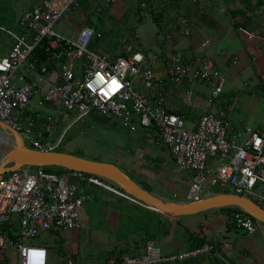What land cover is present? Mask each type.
<instances>
[{
    "label": "built area",
    "instance_id": "1",
    "mask_svg": "<svg viewBox=\"0 0 264 264\" xmlns=\"http://www.w3.org/2000/svg\"><path fill=\"white\" fill-rule=\"evenodd\" d=\"M117 1L105 0L100 7L108 9ZM100 7L84 12L96 13ZM78 9V0H38L21 15L14 30L0 28L9 42L0 47V122L17 133L27 148L42 152H57L73 127H60L59 118L40 114L43 109L77 111L76 122L98 114L124 125L136 124L158 135L174 158L177 172L193 174L185 201L201 199L212 180L220 190L246 197L264 209V135L233 130L225 112H203L196 127L188 128L181 116L164 107V81L151 68L158 61L156 55L130 48L125 56L98 54L89 49L94 31L86 26L72 38L54 32L63 14H74ZM165 33V40L171 43L172 34ZM180 33L190 34L186 18L181 20ZM5 49L7 53L2 56ZM37 49L42 54H36ZM167 60L170 83L187 81L210 86L208 106L222 93L225 80L211 58L196 56L186 61L180 53L171 52ZM140 86L148 91L156 87V104H150L149 95ZM189 100L186 96L185 102ZM82 185L101 188L138 204L111 183L79 172L56 175L43 168L21 167L1 175L0 223L10 224L11 217L16 216L18 240L0 233V264H12V260L15 264H39L41 259L49 264L46 248L26 246L21 240L46 232L79 230L80 212L92 199L79 192ZM236 217L240 227L249 234L255 232L256 221L249 215ZM41 250L45 251L44 257L33 255ZM211 250L205 244L199 250L165 256L156 245L147 243L144 255L109 264L182 262ZM61 264H75L72 255L67 253Z\"/></svg>",
    "mask_w": 264,
    "mask_h": 264
},
{
    "label": "crops",
    "instance_id": "2",
    "mask_svg": "<svg viewBox=\"0 0 264 264\" xmlns=\"http://www.w3.org/2000/svg\"><path fill=\"white\" fill-rule=\"evenodd\" d=\"M104 1L87 0L88 9L92 7L95 10L102 6ZM138 4L144 10H137ZM131 6L134 8L132 11H134L135 21L137 22L138 18L141 21L134 27L131 36L127 35L125 51L127 48H132L133 51L158 57V61L151 68L164 81V107L169 112L181 116L188 128L196 127L203 112H225L233 130L257 131L264 135V35L258 31H249L253 33L252 37H249L241 32L242 28L237 27L241 17L232 16L229 13L230 7L223 6L218 0H198L197 2L168 0L165 3L157 0H132ZM79 8L71 15L74 17L77 32L84 26L87 15L91 14L88 17L95 15V12L86 14L81 5ZM146 8L155 14H160V21L157 24L145 10ZM142 11L144 12L141 15ZM183 18L188 20L190 31L188 36H182L180 33V23ZM167 31L173 36L171 43L165 40ZM171 52L180 53L186 61L196 56H206L213 60L215 68L223 75L225 81L222 93L211 105H207L211 92L210 86L187 81L172 84L167 80V57ZM107 57H116V55H107ZM140 89L149 95L151 105L156 104L158 97L156 87L151 91L141 86ZM186 96L190 98L189 103L185 102ZM42 112L40 111V114L44 116ZM115 123L131 134L133 139L128 144L129 149H125L126 151L120 149L117 156L107 162L117 166L132 180L141 186L144 185L151 192L162 195L163 191H169L171 200L185 201L193 174L176 171L174 158L154 131L149 134L136 124ZM62 147L71 149L76 148V145L72 143V140L66 142L65 139ZM71 152L73 151H66V153ZM79 188L81 193L86 192L85 194L92 199L97 198L105 203L109 208L112 228H116L118 216L116 202L120 197L97 187L82 185ZM201 217L203 216L181 217L178 220L191 231L196 230V224H203L204 234L209 238L216 237L218 234L223 235L225 239L220 241L221 244L223 243L221 250L236 264H264V227L258 222H256L255 232L248 236L254 237L258 233L260 239L253 241L254 252L248 251L250 253L248 258L239 255L240 249L236 251V246V249L231 246L235 245L239 237L235 233H224L223 218L210 217L208 221H202ZM70 247L73 246L66 244L65 255L69 253ZM76 252L75 249L70 253ZM48 263H51L49 256Z\"/></svg>",
    "mask_w": 264,
    "mask_h": 264
},
{
    "label": "rangeland",
    "instance_id": "3",
    "mask_svg": "<svg viewBox=\"0 0 264 264\" xmlns=\"http://www.w3.org/2000/svg\"><path fill=\"white\" fill-rule=\"evenodd\" d=\"M37 1L38 0H0V28L14 30L21 15L33 7ZM131 4L132 0H118L102 13H95V15L91 16L92 29L101 35L97 41H93L92 50L94 52L106 56L118 55L122 49L127 47L125 42V40H127V33L132 32L134 27L138 24L135 21L134 11H132L134 8ZM143 12L144 11L141 12V15ZM71 15L72 14L68 13L63 14L59 22L55 24L53 28L54 32L63 38H72L77 32L74 17ZM8 45V39L0 32V47ZM6 53L7 50L5 49L2 51L1 55L4 56ZM42 111H44V109L41 110V112ZM42 113L45 114L44 116L59 118L60 127L62 128L73 124L72 131L70 132L71 134L69 135L71 136L72 143H75L76 148L66 149L60 147L57 149V152H66L69 150L73 152L76 151L75 154L81 157L109 163L107 161H112V158L117 156L120 149H124V151L129 149L128 144H130V141L133 139L131 134L118 127L113 119L106 123L94 124L88 117L81 119L80 122H76L79 115L77 111L64 112L49 109ZM0 133H2L1 130ZM4 149L5 146L0 144V158ZM206 188V193H204V195L208 193L212 194L220 190L218 184L212 182V180L208 182ZM78 190L80 192V188H78ZM160 196L170 199L171 193L169 191H163ZM205 216L206 217H201L202 221H208L210 217H217L216 219L223 218V216L217 212H211ZM172 222L175 224L180 221L173 219ZM11 223L17 225L16 216L11 217ZM204 223L206 224L207 222ZM258 223L264 227L261 222ZM1 224L2 223H0V226ZM80 224L81 227L79 230L62 231L56 235L46 232L33 239H22L21 243L26 246H42L46 248L51 260L50 264H61L64 257L63 253L66 250V244L68 246H73L68 249L69 253L76 249L78 254L76 255V264H104L105 256L113 249L115 243L114 231L116 228H112L110 223L109 208H107L101 200L91 199L81 210ZM213 230L216 231L214 228ZM13 233L17 234V229L13 230ZM257 234L254 237H239L235 245L233 244L231 246L233 249H236V246V251L240 248H244L247 252H252L253 241L260 239ZM216 238L218 240L225 239L224 236L219 234L216 235ZM166 241L158 246L161 254L176 247L174 244L167 245L168 243H166ZM9 255L10 254H8V256ZM241 255L248 258L250 257V253L249 256L246 254ZM11 263L15 264L13 260Z\"/></svg>",
    "mask_w": 264,
    "mask_h": 264
},
{
    "label": "trees",
    "instance_id": "4",
    "mask_svg": "<svg viewBox=\"0 0 264 264\" xmlns=\"http://www.w3.org/2000/svg\"><path fill=\"white\" fill-rule=\"evenodd\" d=\"M223 6L230 7L229 13L234 17H241L240 22L237 23V27H240L246 31L255 32L258 31L264 35V0H218ZM79 6L84 10H88L87 0H78ZM234 6V7H232ZM144 9L138 4L137 10ZM104 8L100 7L98 13H102ZM150 14V17L154 23L160 21V14H155L150 9H145ZM95 12V11H94ZM91 15V14H90ZM86 16L84 20V26L92 29L91 17ZM139 18L137 23L140 22ZM94 35L89 49H93V41H97L101 37L93 29ZM133 32L127 33L131 36ZM128 39V38H127ZM127 40H125L126 42ZM132 50V48H131ZM133 51V50H132ZM36 54H42L40 49H37ZM126 51H122L116 55L125 56ZM115 56V55H114ZM42 57V56H41ZM71 140V136L66 137V142ZM61 152V151H58ZM76 152V151H75ZM75 152H71L72 155H77ZM80 156V155H77ZM45 172L61 175L67 170L56 167L43 168ZM141 186V185H140ZM145 191L151 192L150 189L141 186ZM166 192V191H165ZM86 193V192H85ZM84 193V194H85ZM215 193H233L229 190H217ZM87 194V193H86ZM97 200V198H94ZM102 202V201H101ZM118 216L115 229V243L113 249L108 252L104 258V264L120 263L123 258L130 257L135 258L142 256L146 253L147 243H152L157 247L163 244L166 240L167 245L174 244L176 246L172 250L166 251L163 255H171L180 252L195 251L201 249L205 244L211 246L212 250L209 254H200L196 258L186 259L182 262H163L159 264H236L235 261L226 257L221 250V240L216 237L209 238L204 234V225L201 223L196 224L195 231L189 230L181 222L175 224L172 220L161 216L160 214L148 210L138 204L128 202L123 198H117ZM105 205V203L103 202ZM107 204V203H106ZM217 212L223 216L224 219V233H235L238 237H246L249 235L248 231L240 227L237 223L238 215L248 216L238 208H222L219 210H211L194 216H203ZM193 217V216H188ZM250 217V216H249ZM256 221L254 218L250 217ZM257 222V221H256ZM15 225V226H14ZM3 223L0 226V233L8 234L12 239L18 240V236L13 233V230L18 229L16 224ZM264 225V224H263ZM14 226V228H13ZM52 234H58V231L51 232ZM13 234V235H12ZM223 236V235H222ZM240 254H246L249 256V252L246 249L240 248ZM65 255V253H63ZM76 255L72 254L73 261L76 264Z\"/></svg>",
    "mask_w": 264,
    "mask_h": 264
},
{
    "label": "water",
    "instance_id": "5",
    "mask_svg": "<svg viewBox=\"0 0 264 264\" xmlns=\"http://www.w3.org/2000/svg\"><path fill=\"white\" fill-rule=\"evenodd\" d=\"M92 123L100 124L111 120L110 117L91 114L87 116ZM0 130L12 139L9 148L2 152L0 158V176L13 172L21 167H56L92 175L103 179L124 194L131 197L140 206L154 211L170 220L198 215L222 208H238L256 221L264 224V209L252 200L233 193L206 194L199 200L177 201L164 198L153 192L145 191L117 166L72 155L66 152H42L27 148L21 137L0 122Z\"/></svg>",
    "mask_w": 264,
    "mask_h": 264
},
{
    "label": "clouds",
    "instance_id": "6",
    "mask_svg": "<svg viewBox=\"0 0 264 264\" xmlns=\"http://www.w3.org/2000/svg\"><path fill=\"white\" fill-rule=\"evenodd\" d=\"M6 63V62H5ZM114 84V83H113ZM89 87H91V84L89 85ZM259 145V141L257 140V146ZM33 255H38V256H40V257H44L45 256V251L44 250H41V251H39L38 253H33ZM29 264H31V261H29ZM39 264H44V262H43V259H41L40 261H39Z\"/></svg>",
    "mask_w": 264,
    "mask_h": 264
},
{
    "label": "flooded vegetation",
    "instance_id": "7",
    "mask_svg": "<svg viewBox=\"0 0 264 264\" xmlns=\"http://www.w3.org/2000/svg\"><path fill=\"white\" fill-rule=\"evenodd\" d=\"M71 131H72V129H71ZM3 138H4V137H3L2 133H0V144H2L3 146H5V148H6L7 145H9V144H11V143L4 141Z\"/></svg>",
    "mask_w": 264,
    "mask_h": 264
},
{
    "label": "bare ground",
    "instance_id": "8",
    "mask_svg": "<svg viewBox=\"0 0 264 264\" xmlns=\"http://www.w3.org/2000/svg\"><path fill=\"white\" fill-rule=\"evenodd\" d=\"M2 135H3V134H2ZM3 137H4V138H3L4 141L9 142V143L12 144V139H11V138L6 137L5 135H3ZM11 144L7 145V147H6L3 151L7 150V148H9V146H10Z\"/></svg>",
    "mask_w": 264,
    "mask_h": 264
},
{
    "label": "snow or ice",
    "instance_id": "9",
    "mask_svg": "<svg viewBox=\"0 0 264 264\" xmlns=\"http://www.w3.org/2000/svg\"><path fill=\"white\" fill-rule=\"evenodd\" d=\"M113 83H114V84H116V81H113ZM116 87L118 88V87H119V85L117 84V85H116Z\"/></svg>",
    "mask_w": 264,
    "mask_h": 264
}]
</instances>
